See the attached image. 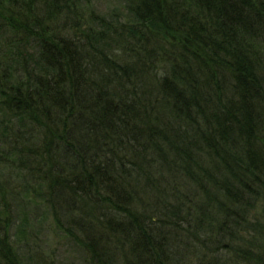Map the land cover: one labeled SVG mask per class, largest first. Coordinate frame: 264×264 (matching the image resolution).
Listing matches in <instances>:
<instances>
[{"label": "trees", "instance_id": "trees-1", "mask_svg": "<svg viewBox=\"0 0 264 264\" xmlns=\"http://www.w3.org/2000/svg\"><path fill=\"white\" fill-rule=\"evenodd\" d=\"M115 1L0 0V264H264V0Z\"/></svg>", "mask_w": 264, "mask_h": 264}, {"label": "rangeland", "instance_id": "rangeland-1", "mask_svg": "<svg viewBox=\"0 0 264 264\" xmlns=\"http://www.w3.org/2000/svg\"><path fill=\"white\" fill-rule=\"evenodd\" d=\"M98 10L105 12L109 8L117 4L115 0H91ZM10 170L0 165V184L8 176L16 177L15 172L9 174ZM32 218L28 224V232L25 233V238L31 239L38 247L54 258L55 264H86L81 251L68 240L63 233L59 232L50 218L44 217L43 214L31 212ZM20 218L16 217L15 225L11 232H15L18 228Z\"/></svg>", "mask_w": 264, "mask_h": 264}]
</instances>
